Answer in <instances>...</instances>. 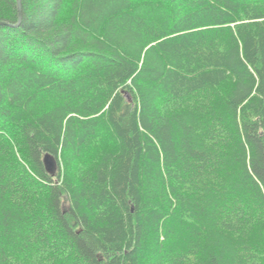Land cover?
Returning <instances> with one entry per match:
<instances>
[{"label": "trees", "instance_id": "16d2710c", "mask_svg": "<svg viewBox=\"0 0 264 264\" xmlns=\"http://www.w3.org/2000/svg\"><path fill=\"white\" fill-rule=\"evenodd\" d=\"M20 2L0 264H264V0Z\"/></svg>", "mask_w": 264, "mask_h": 264}, {"label": "water", "instance_id": "95a60500", "mask_svg": "<svg viewBox=\"0 0 264 264\" xmlns=\"http://www.w3.org/2000/svg\"><path fill=\"white\" fill-rule=\"evenodd\" d=\"M16 4H17V15H18V21H17L16 25H19L20 20H21V2H20V0H16ZM4 24H6V23L0 22V25H4ZM42 161H43L45 171L50 175H55V173L57 172L56 160L51 155L46 154L43 156Z\"/></svg>", "mask_w": 264, "mask_h": 264}, {"label": "rangeland", "instance_id": "374dc122", "mask_svg": "<svg viewBox=\"0 0 264 264\" xmlns=\"http://www.w3.org/2000/svg\"><path fill=\"white\" fill-rule=\"evenodd\" d=\"M58 168V167H57Z\"/></svg>", "mask_w": 264, "mask_h": 264}]
</instances>
